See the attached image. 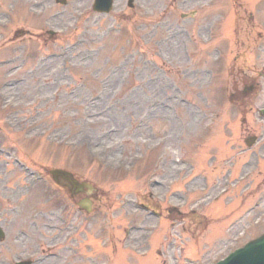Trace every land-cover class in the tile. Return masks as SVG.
<instances>
[{"label":"rangeland","instance_id":"1","mask_svg":"<svg viewBox=\"0 0 264 264\" xmlns=\"http://www.w3.org/2000/svg\"><path fill=\"white\" fill-rule=\"evenodd\" d=\"M91 3L0 0V264L216 261L264 231V0ZM8 151L94 183L93 211Z\"/></svg>","mask_w":264,"mask_h":264},{"label":"water","instance_id":"2","mask_svg":"<svg viewBox=\"0 0 264 264\" xmlns=\"http://www.w3.org/2000/svg\"><path fill=\"white\" fill-rule=\"evenodd\" d=\"M51 173L53 178L58 182L60 178H64L72 183H75V185H78L74 180H71V174L65 171L57 169L51 171ZM84 185L88 187V189H92L91 186L87 184ZM78 186L82 187L83 184ZM217 264H264V235L249 242L245 245V247L231 253L227 258Z\"/></svg>","mask_w":264,"mask_h":264}]
</instances>
